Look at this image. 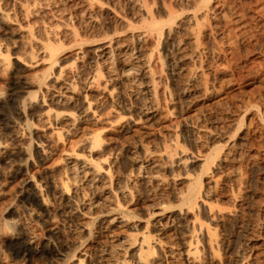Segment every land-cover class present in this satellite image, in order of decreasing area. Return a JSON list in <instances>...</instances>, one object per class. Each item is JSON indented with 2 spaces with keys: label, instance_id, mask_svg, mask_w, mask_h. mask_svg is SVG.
<instances>
[{
  "label": "rangeland",
  "instance_id": "374dc122",
  "mask_svg": "<svg viewBox=\"0 0 264 264\" xmlns=\"http://www.w3.org/2000/svg\"><path fill=\"white\" fill-rule=\"evenodd\" d=\"M1 1L0 6H3L4 1ZM131 1L94 0L93 11L97 24L93 31L88 30L86 34L91 33L92 40L95 41L89 42L88 45H78L70 40H61V54L59 53L57 63L49 71L48 64L44 62L37 65L34 62L35 65L32 63L26 69L23 66V74L28 77L38 72H48L46 78L50 82L62 66L65 72L78 71L81 59H76V55L84 53L94 57L92 49L98 44H106L109 40L113 45L136 46L139 56L149 59L151 75L156 82L155 96L149 99L141 86L128 88L121 98V103L131 110V115L126 112L122 119L124 127L102 123L99 127L106 130L103 134V146H99L100 149L95 147L90 153L87 152V145H82L81 138L83 131L98 127L93 123L94 116L91 113L86 120L79 121L77 131L67 133L64 127L60 137L54 131L57 128L55 125L44 126L43 122L37 119L38 114L47 109L46 106L35 107L33 114L28 117V123L22 115L15 114L12 110L7 112V116L0 115V139L8 141L6 149L0 151V264H75L79 256L83 258L82 252L86 253V260L81 264H99L97 260H100V248L105 244L109 245L111 239L129 233L139 236L140 232L145 230L146 209L152 199L147 196L144 187L139 186L133 193L134 204L126 206L136 209L139 217L129 219L128 224L113 231L107 230L101 235L94 233L89 237L83 233L81 236H74L73 226L68 225L66 216L54 209L52 188L49 186L52 178L64 175L61 158L64 151L69 152L71 149H77L82 155L90 154L94 160L99 158L98 160L106 166L113 159L111 174L117 179L120 178V183L124 182L122 177L130 168L127 157L130 149L136 148L139 156H143L146 149L153 157L157 155L155 158L158 157L160 163H165L161 164L163 168L168 165L162 170L165 181L157 189V193H163L166 204L171 207L168 213L173 216V224L171 222V226L169 225L161 235L162 249L158 248L160 251L153 253L161 264H240L241 253L246 244L264 245V0H209L203 5L202 0ZM135 1L139 2L140 10L130 7L132 3L138 5ZM216 1L219 4L222 1L224 3L222 6L224 5L225 13L222 19L213 16L212 7ZM195 9L197 13L194 18L192 12ZM236 16L241 17L238 22L240 27L235 30L236 34H233L230 31L234 25L231 20ZM120 19H123V22ZM151 19L159 22L163 29L161 34L147 31V23L151 22ZM124 21H127V25ZM23 22L22 24H25ZM14 23L15 27L19 24L18 21H10L4 25L0 23V42L7 43L9 52L14 53L13 55L18 52L20 55L21 51L24 52L21 47L23 44L22 39L18 37L19 32L17 34L18 27H13ZM7 24L10 25L9 28ZM198 29L201 33L198 43L200 42L199 46L202 45L203 48L200 46L197 51L192 44L191 33ZM20 43L22 45H18ZM12 54V62L9 64L11 68L16 62ZM82 70L76 87L78 101L73 106H68L69 110L75 111L86 105L81 89L85 85L83 73L85 74L87 69L84 67ZM100 81L104 85V78ZM101 86L98 89L91 88L94 98L97 93L105 95L108 89L113 87L116 89L115 93L121 90L118 86L115 87V83ZM106 100L102 101L103 104L96 103L99 112L103 114L109 112L110 102ZM50 106L57 110L64 108ZM148 106L153 118L150 114L151 119L148 121L138 119L140 109ZM242 114L243 123L252 120L251 128L255 127V133H251V136L248 134L245 140L242 139L246 132L245 125L236 130ZM11 124H16L20 134L18 140L13 141L14 145L10 143V132L7 129ZM214 128L222 129V139L214 136ZM224 139L233 144V159L205 170L201 175L203 194L197 199V206L193 209L185 205L181 207L177 194L187 188L191 176L194 177L202 171L201 155L207 147L223 144ZM39 142L47 149L43 159L33 154L34 143ZM30 143L32 145H28ZM24 147L27 148V153L31 154V159L25 164L27 155L17 151ZM172 152L174 154L170 155ZM7 155L11 162L6 158ZM168 156H172L174 160ZM184 165L186 166L182 167ZM185 170H188L191 176L185 177ZM31 178L40 183L42 191L47 195V204L50 203L47 206L49 216L42 215L40 205L28 201L23 195L24 184ZM80 191L76 196L79 200L82 194ZM87 193L90 194L89 191ZM209 207L213 211L210 212L212 209ZM79 218L82 222L88 221L81 215ZM200 222L211 228L213 233V245L218 247L213 256L206 248L207 236L197 229ZM92 229L95 230V227L92 226ZM149 229L154 230L150 225ZM27 236L34 238V246L41 248L49 243V246L59 249L62 255L48 260L38 256L28 260L16 257L11 243ZM189 240H198L197 255L200 259L197 261L196 258L186 260L184 250ZM203 247L205 252L202 251ZM135 249L136 247H133L130 254L134 253ZM261 257V261L251 257L252 260L248 259L251 264H264V258Z\"/></svg>",
  "mask_w": 264,
  "mask_h": 264
},
{
  "label": "bare ground",
  "instance_id": "6f19581e",
  "mask_svg": "<svg viewBox=\"0 0 264 264\" xmlns=\"http://www.w3.org/2000/svg\"><path fill=\"white\" fill-rule=\"evenodd\" d=\"M2 1H4V4L3 6H0V23L4 25L10 21H16V22L18 21L19 24L18 26H16L18 27L17 34L19 32L18 37L19 39H22L21 43L23 44L22 45L20 43L18 45H22L21 47L24 48V49L22 48L24 52L22 53V51L19 49L22 55L21 54L18 55L19 52L17 53V51H16L17 55H13L14 53L12 54L9 52L8 44L7 43L2 44L0 42V94H2V98H0L1 116H5V115L7 116V112L12 110V112H14L15 114L22 115L25 118L26 123H28V119H29L28 117L33 114L35 107L40 108L41 106L44 107L46 106L47 109L43 112H40V114H38L37 116V119L41 120L44 126H48L49 124L55 125L57 128L54 131H56L58 137H60L62 135V130H64L63 129L64 127L68 131L67 133H70L69 131L71 132L77 131L78 130L77 125L79 121L86 120L88 118L89 113H91L92 116H94L93 123H95V126L98 125V127L96 126L97 128L95 127V129L92 130L90 129V131H88V129L86 128L87 130L82 132V138H81L82 145L86 144L87 145L86 147L88 148L87 152L90 153L91 150H94L95 147L99 148V146H103V134L105 133L106 130L104 131L102 127L101 128L99 127L100 125H102V123H106L107 125L110 126L114 124V126L117 125L119 128L124 127V126L122 127L123 124L122 119L125 116L126 112H129V114L131 115V110L130 107H128L126 104L121 103L122 102L121 98H123L124 92L127 91L128 88L130 89L132 87L141 86L143 92L147 94V97L149 99L155 96L156 82L151 75L152 73L148 61L149 59L146 60L143 56H142L143 58L139 56L140 53L138 52V48L136 46L134 47L127 44L113 45V43H111V41L109 40L107 41L106 44L97 43L98 45L94 46V48L92 49L94 51V57L87 56V54L84 53H82V55L80 56L76 55V59L79 60L81 59L80 60L81 64L78 67V71L75 70V73L71 71L65 72L62 69L64 68L62 66V68H58L59 70L57 71L58 73L57 74L55 73L56 75L54 74L55 76L50 82H48V78H46L48 72L45 73V71H44L45 74H43V72L42 73L38 72L36 74L29 72L33 74V75L29 74L31 75L29 77L25 73L23 74L24 72L23 66L26 69V67H29V65H31L34 62L36 63V65L37 63H43V62L47 63L48 64L47 70L49 71V69H51V67H53L54 64L57 63L59 59L58 56L59 53L61 52L60 49L62 48L61 43H59L61 40H70V42L71 41L75 42L78 45H82V44L88 45L89 42L95 41L92 40L91 37L92 35H90L91 33L86 34L88 30L93 31V29L96 27L97 24L96 14L93 11V6L95 5L94 0H10V1L2 0ZM202 1H203L202 5L204 3L209 2V0H202ZM131 2H133V0ZM135 2L136 4L138 3V5L132 3L131 6L130 5L129 6L131 8L135 7L137 10H140L139 2L137 1ZM222 3L219 4L217 2L212 7L214 9L213 16H215L216 18H221L224 16L225 9H224V5L222 6ZM142 7L145 8V6ZM142 11H144V9ZM196 13L197 10L195 9L192 12V16H194V18L196 16ZM119 16L116 15V17ZM192 16L189 18L191 19ZM240 18L241 17L236 16L231 20L234 25L232 24L233 29L231 28L230 31H232L233 34H236L235 30L236 29L238 30V27H240V24L238 23ZM22 21H24L25 24H22ZM120 21L123 22V19H120ZM147 24H148V27L146 28L147 31L150 30L153 31V33L155 31L161 34L163 29L161 28L159 22H155L154 19L153 20L151 19V22ZM13 27L16 28L15 23ZM13 34H15L14 30H13ZM191 34L193 39L192 44H194V48L195 50H197L198 47L202 46V45L199 46L200 42L198 43L199 34H201L200 29H198L196 32H192ZM11 54L14 56V59L16 61L13 64L15 65L13 66V68L9 67L10 66L9 64L12 62L10 58ZM181 56L183 57V55ZM84 67L87 69V71H85L86 73L85 74L83 73L84 75L83 80L85 85L83 89L81 88L80 89H81V94H83L84 96V101L86 105L84 104L85 106L83 105L77 108L75 111L69 110L68 106L70 105L73 106L76 103V101H78L79 95L78 92H76L78 91V89L76 90V87H77V82L79 81V77L83 72L82 68ZM194 77H192V79ZM101 78H104L103 81L104 85L101 83L102 81H100ZM107 83H115V87L117 88L118 86V88L121 89L118 90L120 92L115 93L114 90L116 91V89L113 87L111 89H108V92L105 95L97 93V95L94 98L92 96V92L90 91L91 88L98 89V87H100L101 85L105 87ZM106 99H108V102H110V104H108L109 112L107 114H103L99 112L100 110H98L96 103L107 101ZM50 105H54L53 107L57 105L59 107L61 106V108L62 107L64 108H62V110L60 109L57 110V109H53ZM149 109H150L149 106L142 107L140 109V115L138 116V119L140 120L142 119L143 121L144 120L148 121V119L150 120L151 111H149ZM243 115L244 114L240 116L241 122L240 123L238 122L239 125L238 123L236 124V126L238 125L236 127V130L237 128L240 129L239 128L240 126L245 125L246 132L243 135L244 138H242L243 140H245L248 134H249L248 136H251V133H255L254 130L255 127H253V129L251 128L252 123L250 121L252 120H249V122L247 123H243L244 120ZM262 115L263 113L260 116ZM51 120H53V122H51ZM262 120H264V118H262ZM15 125L16 124H11L7 126V129L10 132V138H9L10 143L11 142L13 143V141L18 140L20 136V134H18L17 131L18 128L16 129ZM221 128L219 129L214 128L216 129L214 130L215 131L214 136L216 138L222 139L224 137ZM228 139L230 138L228 137ZM224 140L225 142L223 144L219 143L218 145L213 146L212 148L207 147L205 149L204 153L200 157L202 158L201 159L202 171L199 174L192 177L188 170L184 171L185 177L188 176L191 177L189 178V184L187 188L184 191H180L179 194H177L178 195L177 199L180 202L179 204L180 206L185 205L191 209L196 207L197 199L199 198V196H202L203 194L201 192V184H202L201 175L204 174L205 170L209 169L210 166L216 167L219 165H223L226 161L230 160V158L233 159L234 155L232 150L234 149L231 148L233 144H230L231 143L230 141H229L230 143H228L226 139ZM224 140L221 141L223 142ZM6 141L4 140L2 141V139H0V151L2 149L3 150L6 149V146H8L7 145L8 141L7 142ZM34 144L35 146L33 148L34 149L33 154H35L37 158L43 159L45 157L47 149L44 148L42 142L34 143ZM28 145H32V144L30 143ZM201 147L203 148V146ZM21 149L17 151L18 153H24L27 155L24 162L25 164L31 159L30 157L31 154L27 153V148L24 147V149L22 150ZM135 149L128 150L127 157L130 162V166H129L130 168L126 173H124V175L122 174L123 175L122 180L124 181L123 183L119 182L120 178L117 179L113 177L111 174L112 168L114 166L113 159L106 166L104 162L98 160L99 158L97 160H94L90 154L88 155L83 154L85 155L83 156L82 153L80 154L78 151H76L77 149L75 150L71 149V151L69 152L64 151L61 158L62 159L61 167L64 169V175L62 174L63 175L62 177L52 178L51 182L49 183L50 184L49 186L52 188V193H53L52 197L54 198L53 200V204L55 205L54 209L56 211H60L62 214L66 216L67 219L66 222L68 223V225L70 224L73 226V233L75 234L74 236H81L83 233L84 234L86 233V235H88L89 237L94 233L101 235L105 231L107 232V230L113 231L116 228H120L128 224L127 222L129 221V219L132 218L134 219L135 217H139L138 213L135 211L136 209L134 208L131 209L129 207L126 208L127 205L134 204L133 193L135 192V190H137L139 186H143L147 196L152 199V203L146 209L145 230L143 232H140L139 236H137V234L129 233L127 235H120V236H116L115 239H111L109 245L105 244L104 247L100 248L101 251L100 253H98L100 254L98 256L100 260L97 258L99 264H161L160 260L158 262L157 257L153 256V253L154 251L159 250L158 248L162 247L161 235L165 232L166 228H168L169 225L171 226V222L173 224V218H172L173 216L172 214L168 213L169 208L171 207H169L166 204L167 202H165L163 198V193L162 192L157 193L158 187L159 186L161 187V185L165 181L162 172L164 171L166 165L163 168L161 164L164 165L165 163H163L162 161L160 163V161L157 159L158 157L155 158L157 155L153 157L152 154L146 149L143 152V156H139L138 152ZM10 153L12 154L13 152ZM173 154L174 153L172 152V154L170 155ZM166 156L167 155H165V157ZM168 157L171 160H174L171 158L172 156H168ZM6 158H8V155ZM166 161H168V158ZM104 165L106 167H104ZM185 166L186 165L182 167ZM79 190L82 191V192L80 191L82 193L80 200L79 198L76 197L77 192ZM22 191L24 192L23 195L25 199H27L28 201L34 204H38V206L40 205V208L42 210V215L49 216L48 214L50 213L47 206H49L50 203L47 204L48 203L47 195L44 194V192L42 191L40 183H38L36 180L31 178L30 180L25 182L24 189ZM88 191L90 194L87 193ZM210 208L211 207H209V209ZM211 211H213V209L210 210V212ZM80 215L86 217L88 221L87 222L80 221L79 218ZM220 216L222 217L223 215ZM149 225L150 227H152V229H154L153 230L154 232L149 229ZM92 226L95 227V230L92 229ZM197 229L200 233L204 232L205 235L207 236V241L206 240L205 241L208 246L206 248H208L210 254H212L213 256L215 252H217L218 247L217 246L214 247L213 245V238H212L213 233L211 232V228L205 226L202 222H200L197 225ZM33 243H34V238L32 236L18 238L16 241L11 243L14 255L16 257H20L23 260L24 259L28 260L30 257H35V256L48 260L52 257H55L56 255H62L59 249L49 246L48 245L49 243L41 248L34 246ZM197 244H198V240H195L193 242L189 240L187 242V245L184 250L187 261H189L190 259L195 260V258L196 261L200 259L197 255V252L199 251ZM133 247L134 248L136 247V249L134 253L130 254L131 249ZM245 248H243L241 253L242 257L240 264H251L250 260L248 259L250 257L252 259L259 260V258L262 255L261 258H264V254H263L264 245L259 246L254 244L251 245L246 244ZM202 251L205 252V247H203ZM82 256L83 258H81V256H79L80 258L77 256L78 259H77V263L75 264H81V262L86 260L85 259L86 253L82 252Z\"/></svg>",
  "mask_w": 264,
  "mask_h": 264
},
{
  "label": "clouds",
  "instance_id": "9594fccd",
  "mask_svg": "<svg viewBox=\"0 0 264 264\" xmlns=\"http://www.w3.org/2000/svg\"><path fill=\"white\" fill-rule=\"evenodd\" d=\"M0 98H2V94H0Z\"/></svg>",
  "mask_w": 264,
  "mask_h": 264
}]
</instances>
